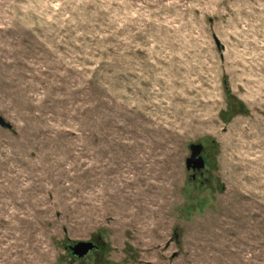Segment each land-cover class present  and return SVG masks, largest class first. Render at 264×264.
<instances>
[{
    "label": "rangeland",
    "instance_id": "rangeland-1",
    "mask_svg": "<svg viewBox=\"0 0 264 264\" xmlns=\"http://www.w3.org/2000/svg\"><path fill=\"white\" fill-rule=\"evenodd\" d=\"M0 116V264H264V0H0Z\"/></svg>",
    "mask_w": 264,
    "mask_h": 264
},
{
    "label": "water",
    "instance_id": "water-1",
    "mask_svg": "<svg viewBox=\"0 0 264 264\" xmlns=\"http://www.w3.org/2000/svg\"><path fill=\"white\" fill-rule=\"evenodd\" d=\"M0 127L4 129H10L11 125L8 122H5L4 119L0 116ZM199 154V149L196 146L192 147V154L189 158H187L186 161V168L187 169H202L204 166V162L200 157L198 156L195 159V156ZM70 249L73 251V255L79 259H82V257L86 256L88 253H90L94 247L91 242H79L74 244Z\"/></svg>",
    "mask_w": 264,
    "mask_h": 264
}]
</instances>
